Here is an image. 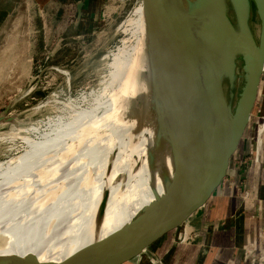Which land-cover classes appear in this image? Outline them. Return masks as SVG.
Listing matches in <instances>:
<instances>
[{"label":"bare ground","instance_id":"6f19581e","mask_svg":"<svg viewBox=\"0 0 264 264\" xmlns=\"http://www.w3.org/2000/svg\"><path fill=\"white\" fill-rule=\"evenodd\" d=\"M174 2L176 9L186 16L194 0ZM204 3L216 39L218 68L214 75L221 78L218 82L224 88L225 84L228 85L226 98L232 105L238 78L236 56L248 40L242 22L248 17L246 0H236L235 3L240 12L238 26L230 23L233 8L228 0H204ZM123 32L128 36L127 48L125 54L117 53L119 56L111 63L109 85L113 89V85L117 84L125 96L136 99L139 105L131 121L123 123L120 118L122 131L128 133L126 140H120L118 152L112 148V141L100 148L98 131L109 115L96 117L94 109L76 111L77 115L69 125L44 135L42 140L26 139L30 149L6 167L0 165V257H5L0 264H19L31 257H36L42 263L58 260V255L76 245L84 234L102 228L119 215L143 210L154 202L156 196L163 195V179L166 173L172 172V165L160 148L156 119L152 128L144 127L151 88L144 80L148 64L146 19L142 3L133 10ZM122 49L120 46L119 50ZM114 99L112 96L106 104ZM110 111L111 117L119 113L114 109ZM119 131L118 135L122 132ZM223 139L224 135H218V147ZM86 150V157L74 160ZM112 150L114 153L116 151L117 157L111 160L108 158ZM71 162L73 165H70ZM81 164V170L84 165L93 172L86 175L81 184L74 186L75 181L71 182V179ZM89 165H93L91 169ZM65 168L70 172L64 173ZM60 176L65 177L62 184L57 183ZM80 196V214L72 219H63L68 204H61L70 201L78 206L79 202L75 199ZM101 248L109 250L104 246ZM118 249L117 245L114 250Z\"/></svg>","mask_w":264,"mask_h":264},{"label":"water","instance_id":"95a60500","mask_svg":"<svg viewBox=\"0 0 264 264\" xmlns=\"http://www.w3.org/2000/svg\"><path fill=\"white\" fill-rule=\"evenodd\" d=\"M228 1L238 26L236 0ZM141 3L147 31L146 81L151 88L144 127L152 128L156 119L160 148L172 165V172L163 179L164 193L127 227L108 237L103 245L107 251L96 243L60 263H42L31 257L19 264H170L179 249L195 238V223L227 177L264 75V0H246L248 17L242 22L248 40L239 54L245 62L244 86L235 110L218 82L221 78L214 75L218 68L216 39L204 0H194L187 16L176 9L174 0ZM252 3L260 21L259 41L252 30ZM83 7L84 2H78L79 20ZM230 23L233 25L232 20ZM8 114L9 109L0 116V127L15 123V117ZM220 134L224 139L218 147ZM189 229L185 240L183 231ZM170 233V246L161 257L157 242ZM114 245L119 249L110 251ZM4 259L0 257V261Z\"/></svg>","mask_w":264,"mask_h":264},{"label":"rangeland","instance_id":"374dc122","mask_svg":"<svg viewBox=\"0 0 264 264\" xmlns=\"http://www.w3.org/2000/svg\"><path fill=\"white\" fill-rule=\"evenodd\" d=\"M80 1L84 2V7L79 20ZM140 3L141 0H0V8L14 12L0 32V116L9 109L8 116L15 117V123L0 127V165L6 167L29 150L26 139L42 140L44 135L69 125L78 111L94 109L99 118L109 115L98 131L100 148L112 141V148L117 150L120 140H126L128 133L122 131L120 118L123 123L131 121L139 105L136 99L125 96L117 84L113 85V89L109 85L111 63L120 53L125 54L128 36L123 31L133 10ZM253 13L252 30L259 41L260 21L256 17L255 7ZM231 18L234 23L232 13ZM120 46L122 50H119ZM236 57L235 68L239 78L234 87V99L232 97L233 110L242 93L244 79L241 76L245 74L242 56L238 54ZM227 87L225 84L226 90ZM112 96L115 97L114 101L106 104ZM113 109L119 113L111 117L110 110ZM256 111L254 109V115ZM250 129L244 137H248ZM118 131L122 132L118 135ZM114 150L108 159L117 157ZM87 153L88 150L74 160L86 157ZM234 157L237 158V154L231 163H235ZM81 166L71 179V182L75 181L74 186L81 184L86 175L93 172L84 168V165L81 170ZM92 166L89 165V169ZM69 172L67 169L64 173ZM61 177L57 178L58 184L64 182L65 177ZM75 200L79 202L78 206L70 201L61 204H68L63 219H72L80 214L81 196ZM134 213L125 216L130 217ZM122 217L119 215L117 220L104 224L102 228L117 230L118 219ZM135 218L131 221L128 219L130 222L121 230ZM114 221H117L116 228L109 226ZM102 228L94 235L99 240L98 244L103 246L108 238L104 236ZM90 234L93 231L81 236L72 248L64 249L58 255V260L62 262L69 259L70 255H77L86 244L89 247L96 244L88 237ZM58 260L52 259L49 263H57Z\"/></svg>","mask_w":264,"mask_h":264},{"label":"crops","instance_id":"0c3cea01","mask_svg":"<svg viewBox=\"0 0 264 264\" xmlns=\"http://www.w3.org/2000/svg\"><path fill=\"white\" fill-rule=\"evenodd\" d=\"M12 13L13 10L0 8V32L8 24ZM255 111L247 128H251L250 133L244 137L243 145L240 144L236 153L239 162L231 163L226 179L195 223V238L179 249L170 264H253L245 259V251L253 249L264 253V78ZM252 140L256 143L254 159L258 165L244 166L243 161L249 156ZM244 193L248 194L247 199L243 198ZM141 211L136 210L130 217L123 215L118 219L117 230L102 228L104 236L108 238L120 231ZM114 222L109 226L116 228L117 221ZM98 230L88 235L95 243H99L94 235ZM191 231H183L185 240ZM172 234L157 242L161 257L170 246ZM85 246L83 250L90 245Z\"/></svg>","mask_w":264,"mask_h":264},{"label":"built area","instance_id":"2783aa9c","mask_svg":"<svg viewBox=\"0 0 264 264\" xmlns=\"http://www.w3.org/2000/svg\"><path fill=\"white\" fill-rule=\"evenodd\" d=\"M261 129L262 127H260V130ZM255 144H256L255 140H252L249 156L247 157L245 161H243L244 166L252 167L254 165H258V162L254 159V152H255V146H256ZM234 160L237 163L239 162L238 158L236 157H234ZM239 192H241L240 189H239ZM243 198L247 199L248 194L244 193ZM245 259L250 260L253 264H264V253L256 252L253 249H247L245 251Z\"/></svg>","mask_w":264,"mask_h":264},{"label":"flooded vegetation","instance_id":"af4514ba","mask_svg":"<svg viewBox=\"0 0 264 264\" xmlns=\"http://www.w3.org/2000/svg\"><path fill=\"white\" fill-rule=\"evenodd\" d=\"M255 6H254V4L252 3V8H254Z\"/></svg>","mask_w":264,"mask_h":264},{"label":"trees","instance_id":"16d2710c","mask_svg":"<svg viewBox=\"0 0 264 264\" xmlns=\"http://www.w3.org/2000/svg\"><path fill=\"white\" fill-rule=\"evenodd\" d=\"M35 95H36V93H35ZM33 97H35V96H33Z\"/></svg>","mask_w":264,"mask_h":264}]
</instances>
